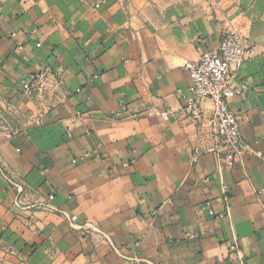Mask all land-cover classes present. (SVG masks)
Masks as SVG:
<instances>
[{"label":"crops","instance_id":"0c3cea01","mask_svg":"<svg viewBox=\"0 0 264 264\" xmlns=\"http://www.w3.org/2000/svg\"><path fill=\"white\" fill-rule=\"evenodd\" d=\"M0 7V117L27 128L0 135V264H125L111 245L129 264H264V0ZM223 21L246 42L232 84L247 91L229 107L254 150L230 166L205 153L206 135L182 114L183 65L217 49ZM41 69L62 86L50 76L41 93H24L21 84ZM120 102L137 117L109 119ZM203 107L210 116L211 104ZM50 195L74 227L38 207ZM205 202L227 216L209 217ZM87 224L110 242L77 228Z\"/></svg>","mask_w":264,"mask_h":264},{"label":"built area","instance_id":"2783aa9c","mask_svg":"<svg viewBox=\"0 0 264 264\" xmlns=\"http://www.w3.org/2000/svg\"><path fill=\"white\" fill-rule=\"evenodd\" d=\"M1 10L2 8L0 7ZM223 26L217 49L206 50L200 55L197 61L183 65V69L189 76L190 84L187 95L184 98L182 114L190 118L199 131L203 135H206L209 142L205 148V153L215 156L230 166L242 157L252 155L254 150L241 138L240 118L229 107V101L231 99L247 91V85L244 83H239L235 86L232 84L236 73L241 69L246 59V42L234 27L227 25V21H223ZM14 36L15 34H11V37ZM50 76H54L56 86H62L60 77L54 74L51 75L47 69H41L38 72L31 73L21 84V89L26 94L41 93L45 81ZM76 92L79 93L81 90L77 89ZM205 102L211 104L210 116L204 110L203 105ZM145 112L149 116L156 114V111L149 107L146 108ZM80 116L81 114L77 113L76 117ZM160 116L163 120H168L167 113L161 114ZM107 117L116 121L135 118L137 114L130 112L127 103L120 102L117 111L109 113ZM31 124L34 127H39L41 125V119H33ZM26 131L27 128L13 127L7 120L0 117V135L6 138H12ZM84 156L88 157V154ZM198 159L199 153L195 152V155L191 158V163H196ZM136 161L135 158L126 160L121 164V167L124 169L130 168L136 164ZM71 163L75 164L76 160H72ZM6 181L9 186H13L10 180L6 179ZM260 192H264V188ZM52 200L53 196L50 195L38 207L60 214L74 227L76 218L53 207L51 205ZM204 206L209 217L219 219L227 216L226 212H214L209 202H205ZM150 215L154 216L155 212H152ZM77 228L91 230L109 241L103 233L90 224ZM194 237V234H189L188 238ZM111 248L126 262L125 264H129V258L124 253H121L112 245ZM229 249L233 253L236 247L230 246Z\"/></svg>","mask_w":264,"mask_h":264}]
</instances>
